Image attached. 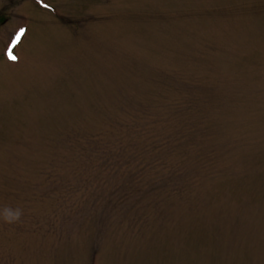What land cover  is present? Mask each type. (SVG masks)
<instances>
[{
  "label": "rangeland",
  "instance_id": "obj_1",
  "mask_svg": "<svg viewBox=\"0 0 264 264\" xmlns=\"http://www.w3.org/2000/svg\"><path fill=\"white\" fill-rule=\"evenodd\" d=\"M5 205L0 264H264V0H0Z\"/></svg>",
  "mask_w": 264,
  "mask_h": 264
},
{
  "label": "clouds",
  "instance_id": "obj_2",
  "mask_svg": "<svg viewBox=\"0 0 264 264\" xmlns=\"http://www.w3.org/2000/svg\"><path fill=\"white\" fill-rule=\"evenodd\" d=\"M23 210L19 207L5 205L0 207V222L4 224H15L20 221Z\"/></svg>",
  "mask_w": 264,
  "mask_h": 264
},
{
  "label": "snow or ice",
  "instance_id": "obj_3",
  "mask_svg": "<svg viewBox=\"0 0 264 264\" xmlns=\"http://www.w3.org/2000/svg\"><path fill=\"white\" fill-rule=\"evenodd\" d=\"M47 7V5H45ZM24 29H20L19 32L15 34L11 45L8 47L7 57L10 61H16L17 57L13 54V48L21 41V37L24 35Z\"/></svg>",
  "mask_w": 264,
  "mask_h": 264
}]
</instances>
